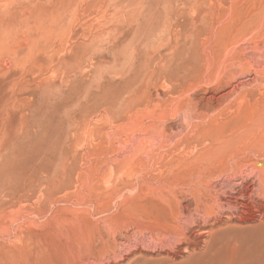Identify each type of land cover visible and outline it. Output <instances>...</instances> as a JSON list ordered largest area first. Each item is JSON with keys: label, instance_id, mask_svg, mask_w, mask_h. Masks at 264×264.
<instances>
[{"label": "rangeland", "instance_id": "obj_1", "mask_svg": "<svg viewBox=\"0 0 264 264\" xmlns=\"http://www.w3.org/2000/svg\"><path fill=\"white\" fill-rule=\"evenodd\" d=\"M0 264H264V0H0Z\"/></svg>", "mask_w": 264, "mask_h": 264}, {"label": "bare ground", "instance_id": "obj_2", "mask_svg": "<svg viewBox=\"0 0 264 264\" xmlns=\"http://www.w3.org/2000/svg\"><path fill=\"white\" fill-rule=\"evenodd\" d=\"M246 217H247V216H246ZM238 237H239V236H238ZM234 243H235V242H234ZM234 243H233V244H234ZM252 258H253V257H252ZM238 261H239V260H238ZM236 263H237V262H236Z\"/></svg>", "mask_w": 264, "mask_h": 264}]
</instances>
